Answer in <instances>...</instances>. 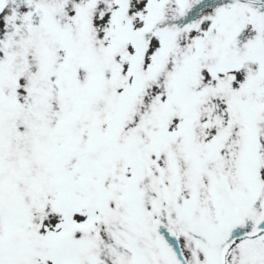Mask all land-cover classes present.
<instances>
[{
    "label": "snow or ice",
    "instance_id": "1",
    "mask_svg": "<svg viewBox=\"0 0 264 264\" xmlns=\"http://www.w3.org/2000/svg\"><path fill=\"white\" fill-rule=\"evenodd\" d=\"M0 264H264V0H0Z\"/></svg>",
    "mask_w": 264,
    "mask_h": 264
}]
</instances>
